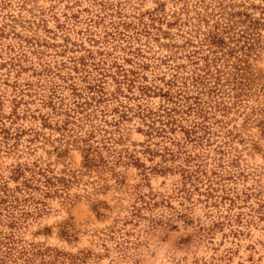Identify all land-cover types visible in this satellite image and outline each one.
<instances>
[{"label":"rangeland","instance_id":"obj_1","mask_svg":"<svg viewBox=\"0 0 264 264\" xmlns=\"http://www.w3.org/2000/svg\"><path fill=\"white\" fill-rule=\"evenodd\" d=\"M1 197L0 264H264V0H0Z\"/></svg>","mask_w":264,"mask_h":264},{"label":"trees","instance_id":"obj_2","mask_svg":"<svg viewBox=\"0 0 264 264\" xmlns=\"http://www.w3.org/2000/svg\"><path fill=\"white\" fill-rule=\"evenodd\" d=\"M219 44L221 45V46H224V42L221 40V39H219ZM239 67L240 68H242L243 66L241 65V64H239ZM235 68V67H234ZM243 69V68H242ZM244 70V69H243ZM222 73H225L224 71H221V74ZM220 74V79L219 80H224V76L223 75H221ZM223 76V77H222ZM234 78V80H235V85H244L243 84V77H242V75H240V73L239 74H235L234 76H233ZM223 85V84H222ZM32 171V169H30V168H28V167H26V168H22V167H19V168H17L16 170H15V174H16V177L15 178H18V177H23L24 175H25V172H27V171ZM37 174H40V173H38V172H35V171H33V177H34V179H35V177L37 176ZM37 178V177H36ZM37 181H39V180H37ZM47 183H49V184H53V183H51V181H48ZM53 186H54V184H53ZM29 189H31V190H41L40 189V187H38V186H36V185H34L33 184V182H31V180L30 179H25L23 182H22V184L20 185V186H18V187H16V191L17 192H20V191H25V192H27ZM49 194V193H48ZM0 201L1 202H5V200L1 197L0 198ZM18 203L19 202V198L18 197H15L12 201H11V203ZM16 208V207H15ZM14 210V209H13ZM14 213V212H13ZM8 237H5L3 240H0L1 241V244H7L8 245V243L7 242H4L5 240H7L8 242H9V244H14V243H16L15 242V235L14 234H9V235H7Z\"/></svg>","mask_w":264,"mask_h":264},{"label":"clouds","instance_id":"obj_3","mask_svg":"<svg viewBox=\"0 0 264 264\" xmlns=\"http://www.w3.org/2000/svg\"><path fill=\"white\" fill-rule=\"evenodd\" d=\"M257 2H259V0H257Z\"/></svg>","mask_w":264,"mask_h":264}]
</instances>
